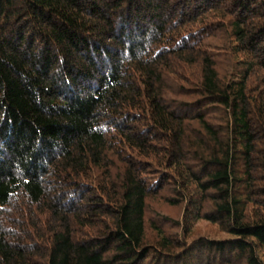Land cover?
<instances>
[{
  "label": "trees",
  "instance_id": "1",
  "mask_svg": "<svg viewBox=\"0 0 264 264\" xmlns=\"http://www.w3.org/2000/svg\"><path fill=\"white\" fill-rule=\"evenodd\" d=\"M0 264H264V0H0Z\"/></svg>",
  "mask_w": 264,
  "mask_h": 264
},
{
  "label": "rangeland",
  "instance_id": "2",
  "mask_svg": "<svg viewBox=\"0 0 264 264\" xmlns=\"http://www.w3.org/2000/svg\"><path fill=\"white\" fill-rule=\"evenodd\" d=\"M175 213V211H172ZM196 233L201 235L215 236V230L212 226L205 223H198L196 226Z\"/></svg>",
  "mask_w": 264,
  "mask_h": 264
}]
</instances>
